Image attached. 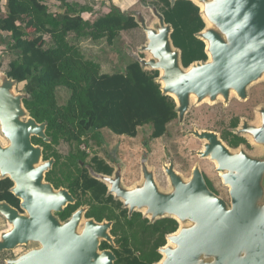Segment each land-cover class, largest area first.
<instances>
[{
	"label": "water",
	"instance_id": "95a60500",
	"mask_svg": "<svg viewBox=\"0 0 264 264\" xmlns=\"http://www.w3.org/2000/svg\"><path fill=\"white\" fill-rule=\"evenodd\" d=\"M200 1H209L207 12L216 29L205 28L198 37L204 42L210 40L214 62L209 58L188 68L182 65L181 50L171 38L173 27L166 23L163 14L149 5L158 21L149 26L147 19L132 13L147 34L143 51L151 58L135 56L145 69L160 71L158 82L162 92L176 101L178 117L194 98L202 101L220 94L228 97L231 89L244 96L246 88L264 73V0ZM193 66L197 68L188 72ZM5 79L0 84V124L9 146L0 142V180L10 178L14 182L11 192L20 201L25 199L21 209L24 213L27 210L32 219L8 202H0V214L13 226L0 241V252L30 241L40 242L44 248L8 260L7 264H115L113 251L100 248V240L116 247L110 233L112 222L86 219L83 233H78L86 209H79L65 222L55 217L54 212H62L76 202L75 198L68 190H56L46 182L54 160L37 167L43 161V148L35 145L32 137L49 142L46 124L30 116L23 102L26 94L13 93L18 82L7 74ZM244 131L264 144V122L261 128ZM202 137L211 141L207 155L216 161L225 184L231 186L230 209L209 189L200 172L185 183L175 170L165 168L172 181L170 192L161 191L151 173L146 175L145 187L125 190L115 181L117 186L110 191L130 213L143 212L151 222L170 217L191 224L184 227L172 248H168L172 236H167V245L160 249L163 259L157 264H197L203 255L214 259L211 264H264V208L257 206L262 195L264 163L245 151L233 152L215 134L205 133ZM95 177L108 181L105 176Z\"/></svg>",
	"mask_w": 264,
	"mask_h": 264
},
{
	"label": "trees",
	"instance_id": "16d2710c",
	"mask_svg": "<svg viewBox=\"0 0 264 264\" xmlns=\"http://www.w3.org/2000/svg\"><path fill=\"white\" fill-rule=\"evenodd\" d=\"M6 1L3 9L0 0V50L5 47L15 55L7 75L18 83H27L24 105L32 118L46 124L50 141L33 137V143L43 148L44 160H55L46 181L55 189H68L79 199L57 217L65 222L81 205L91 202L93 207L86 218L112 222L116 247L103 241L100 248L113 251L115 264L159 263L163 259L160 249L167 245V236L177 232L179 222L170 217L151 222L137 211L130 213L135 215L129 219L130 210H121L123 202L114 201L112 195L106 198L108 186L80 163H87L88 150L94 149L91 142L104 144V130L137 138L140 129L148 128L149 140L153 141L165 137L178 119L176 101L162 92L158 82L160 71L145 69L133 55L125 69L105 73L80 46L82 40L106 41L113 46L123 32L140 27L136 17L115 5L109 13L86 20L83 14L90 8L69 0ZM50 1L59 4L56 13L50 10ZM142 1L154 6L172 25L171 38L181 50L185 68L208 61L206 44L198 37L206 22L197 4L191 0ZM61 89L69 93L63 103ZM62 144L70 148L66 156L57 150ZM95 155L87 164L96 174L112 175L114 168ZM13 186L10 178L0 180V202L6 201L23 212L20 199L11 192ZM88 193L91 201L86 198Z\"/></svg>",
	"mask_w": 264,
	"mask_h": 264
},
{
	"label": "rangeland",
	"instance_id": "374dc122",
	"mask_svg": "<svg viewBox=\"0 0 264 264\" xmlns=\"http://www.w3.org/2000/svg\"><path fill=\"white\" fill-rule=\"evenodd\" d=\"M73 1V3H79L92 10L94 9L93 11L96 13L84 14L86 20H93L96 16L105 14L101 8L104 3L102 0ZM193 2H197L198 4H196L200 6L207 30L216 29L213 22L208 18L207 4L209 1L202 2L200 0H193ZM6 3V0H2L3 9L5 8ZM48 6L52 12L56 13L59 4L50 1L48 2ZM150 7L151 6L141 1L137 2L132 9H128V12L126 13L140 14L141 17L147 19L148 25L151 26L156 22V18L153 13L154 8L151 9ZM207 23L209 25H207ZM46 39L50 40L49 36H47ZM205 42L207 53L211 62H213L212 54L209 52L211 44L208 40H205ZM147 43V34L143 32V28L140 26L137 29L123 32L113 46H110L106 41L93 42L92 40H82L80 41V46L85 55H88L89 58H93L101 64L103 72L113 73L125 69V67L131 62L129 58L130 56L139 55L142 59L149 60L151 58L150 54L143 51L145 46H147ZM14 58L15 55L9 50L5 47L1 48V85L4 83V80H6L5 77L9 69V64ZM193 68L194 66L189 70L191 71ZM164 74L165 71H163V75ZM26 84L27 83L15 84L13 93L15 95H25ZM245 92L246 94L244 96H240L237 92L231 89L228 97L220 94L215 99L211 96H207V98L202 101H199L198 98L192 99L184 114H180L178 120L170 126L168 135L161 139L153 141L149 140L151 131L148 128L140 129L137 138L117 136L108 130H104L102 132L104 138L103 146L99 148L95 143L91 142L94 149L90 150V156L92 153L98 151L100 156L110 158L114 165L117 166V172L115 177H105L108 180L105 182L111 184V182L117 181L122 189L125 190H137L138 188L145 187L147 184L146 175L151 173L157 181L160 190L163 192H170L172 189V181L169 175L165 172V168L172 170L178 169L177 176L185 183H190V179L193 177L192 175L196 172H200L203 176L205 171L213 172V180H215L218 187L219 195L230 209L232 207V197L230 194L231 186L226 185L222 177H218L214 167L216 161L212 159L211 155H207L208 145L211 144V141L209 142V140L203 138L202 135L205 133H211L209 130L216 132L221 131L229 125L233 117L239 116L241 123L239 134L245 136L253 146L252 150L242 148L239 151H245L252 159L264 163V144L256 141L249 132L246 133L247 131L243 130V128H261L263 125L264 73L257 81L251 83V85L246 88ZM59 96L63 103L68 99L69 93L66 89H61L59 90ZM0 142L2 146H8L9 144V140L2 132L1 124ZM172 148H175L178 155L174 151L171 152V156H178V161L181 164L180 166L176 167L174 162L170 165L166 164L168 159H170L169 150ZM57 150L63 156H66L69 153L70 148L67 144H62ZM45 163L47 162L41 161V163L37 164V167L42 166ZM220 174L222 175L221 172ZM261 190L262 195L257 201V206L259 208H264V173L261 177ZM23 214L27 216L28 212L25 211ZM56 214L57 213L54 212L55 217H57ZM0 218V241H4L3 235H5L7 231L13 229V226L10 225L8 220L1 214ZM177 220H180V228L177 233L170 235L172 237L168 240V248L176 246L174 238L182 233L184 227L191 226L190 223L185 224V221H182L181 219L177 218ZM86 223V219H83L81 227H78V233H83ZM100 242H103V240H100ZM39 248H42L40 242L30 241L27 244H20L12 250L0 252V264H7L8 260L19 258ZM213 261L214 259L211 257L203 255L197 264H211L214 263Z\"/></svg>",
	"mask_w": 264,
	"mask_h": 264
},
{
	"label": "flooded vegetation",
	"instance_id": "af4514ba",
	"mask_svg": "<svg viewBox=\"0 0 264 264\" xmlns=\"http://www.w3.org/2000/svg\"><path fill=\"white\" fill-rule=\"evenodd\" d=\"M195 97V96H194ZM176 98V97H175ZM254 112H255V110H254ZM178 120V119H177ZM176 120V121H177ZM175 121V122H176ZM173 124V123H172ZM171 124V125H172ZM170 125V126H171ZM170 128V127H169ZM241 129V123H240V118H239V116H237V117H233L232 118V120H231V122L229 123V125L227 126V127H225V128H223L221 131H218V132H216V131H211V130H209V132H211L212 134H215V135H217V137H218V135H219V140L225 145V146H227L230 150H232L233 152H239V150L240 149H242V148H245V149H247V150H252V144L249 142V140L245 137V136H243L242 134H239L240 132V129ZM239 129V130H238ZM243 130H244V128H243ZM168 135V134H167ZM166 135V136H167ZM32 140H33V138H32ZM236 143V144H235ZM103 146V145H102ZM102 146H98L99 148L100 147H102ZM86 149V148H85ZM175 151V153L177 154V152H176V150H175V148H172V149H170L169 150V155H170V159H168V162L166 163L167 165H170L172 162H174L175 163V166L177 167V166H180L181 164H180V162L178 161V156L177 157H173V156H171V152H174ZM89 153H90V150L88 151ZM95 153L98 155V157L99 158H101L102 160H105L106 161V163L108 164V165H110V166H112L113 168H114V172H113V174L112 175H106V174H96V172L91 168V166H89L87 163H92V159L96 156L95 155ZM95 153H92V155L87 159V163H82V162H80L81 163V167L82 168H87L88 170H89V173H90V175L92 176V177H95V175H101V176H105V177H107V178H112V177H115V175H116V172H117V166H115L114 165V163L112 162V160L110 159V158H107V157H102V156H100L99 155V153H98V151H96ZM178 155V154H177ZM210 159V158H209ZM51 160H53V159H51ZM51 160H48V161H45L44 160V157H43V162H49V161H51ZM54 162H55V160H54ZM54 162H53V164H54ZM184 165H185V163H184ZM183 165V166H184ZM215 166V171L217 172V175H218V177L220 178L221 177V174H220V172H218V170H217V165L216 164H214ZM55 166L53 165V167H51L50 168V170L51 169H53ZM186 169V168H185ZM73 170H74V168H73ZM173 170H175V172H178L179 170L178 169H173ZM48 172V171H47ZM74 172H75V170H74ZM165 172H166V170H165ZM191 176V175H190ZM193 176V175H192ZM204 177H205V180H206V182H207V185H208V187H209V189L211 190V191H213L214 193H216L218 196H220L219 195V192H218V187H217V185H216V183H215V180H213V178H214V174H213V172H210V171H205L204 172ZM96 178V177H95ZM191 178V177H190ZM47 182V181H46ZM103 182V181H102ZM49 183V182H48ZM105 183V182H104ZM51 184V183H50ZM107 186H108V192H107V195H106V198H109L111 195L114 197V201H116L117 202V200H119V199H117L116 197H115V195L114 194H112L111 193V189L113 188V187H115V186H117V183L116 182H111V184H107V183H105ZM52 185V184H51ZM113 186V187H112ZM61 189H65V188H61ZM56 190H60V189H56ZM66 190H68V189H66ZM91 197H92V195H91V193H88L87 194V196H86V198L89 200V201H91L92 199H91ZM75 203L74 204H76V203H78V201H79V199H78V196L77 197H75ZM119 201H121V200H119ZM93 203L95 204L96 203V201H93ZM92 207H93V204L90 202V203H85V204H83V205H81L80 207H79V209H81V208H85L86 209V212H85V219H88V218H86V213H88V211H90L91 209H92ZM78 209V210H79ZM127 209H129L127 206H125V204L124 203H122V207H121V210H127ZM129 211V210H128ZM138 212V211H137ZM21 213H24V211L23 212H21ZM143 214V213H142ZM135 214H133L132 216L130 215V211L128 212V218L129 219H132L133 218V216H134ZM144 215V214H143ZM145 217V216H144ZM145 218H148V217H145ZM112 227H113V225H112ZM114 228H115V225H114ZM126 229H127V227H126ZM112 230V229H111ZM124 231V229L123 228H121V233ZM110 233H111V231H110ZM113 233H111V235H112ZM113 236V238H114V242H115V239H116V237H115V235H112ZM120 237V236H119Z\"/></svg>",
	"mask_w": 264,
	"mask_h": 264
},
{
	"label": "crops",
	"instance_id": "0c3cea01",
	"mask_svg": "<svg viewBox=\"0 0 264 264\" xmlns=\"http://www.w3.org/2000/svg\"><path fill=\"white\" fill-rule=\"evenodd\" d=\"M70 2H74L73 0H69ZM100 1V0H99ZM142 0H102V2H104L103 4H102V10L105 12V14L106 13H109L110 12V10H111V7L112 6H116V7H118V8H120L123 12H128V9H132L136 4H137V2H141ZM146 4H148V3H146ZM148 5H150V4H148ZM85 6V5H84ZM94 10V9H93ZM91 8H90V10H89V12H86V13H89V14H92V13H96V12H94ZM85 14V13H84ZM84 14H83V17L85 18V16H84ZM203 17V16H202ZM156 18V17H155ZM86 19V18H85ZM156 22L155 23H157L158 21H157V18H156V20H155ZM154 23V24H155ZM150 26V25H149ZM152 26V25H151ZM143 32H145L144 30H143ZM146 33V32H145ZM143 213V212H142ZM1 219V218H0Z\"/></svg>",
	"mask_w": 264,
	"mask_h": 264
},
{
	"label": "bare ground",
	"instance_id": "6f19581e",
	"mask_svg": "<svg viewBox=\"0 0 264 264\" xmlns=\"http://www.w3.org/2000/svg\"><path fill=\"white\" fill-rule=\"evenodd\" d=\"M197 3V2H196ZM198 4V3H197ZM200 5V4H199ZM204 5V4H203ZM203 10V9H202ZM208 13V12H207ZM208 15H209V13H208ZM208 18H210V16L208 17ZM211 20V19H210ZM212 21V20H211ZM207 25H209L208 23H207ZM208 41H210V40H208ZM210 44H211V42H210ZM207 45H209V44H207ZM210 51L209 52H211V54H212V57H213V62H214V55H213V53H212V51H211V45H210ZM195 68H197V67H194L191 71H193ZM188 72H190V70L188 71ZM176 97V96H175ZM9 146V145H8ZM36 166V165H35ZM18 188V186H16L15 187V189H17ZM22 200V203L23 204H25L26 203V201H25V199L24 198H22L21 199ZM27 211V210H26ZM28 212V211H27ZM26 216V215H25ZM27 217L29 218V219H32V217L28 214L27 215ZM178 232V231H177ZM176 232V233H177ZM171 238V237H170ZM177 239V237L176 238H174V241ZM42 249H44L43 247H42Z\"/></svg>",
	"mask_w": 264,
	"mask_h": 264
}]
</instances>
